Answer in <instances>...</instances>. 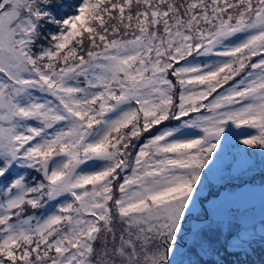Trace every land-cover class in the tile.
Masks as SVG:
<instances>
[{"label": "snow or ice", "instance_id": "obj_1", "mask_svg": "<svg viewBox=\"0 0 264 264\" xmlns=\"http://www.w3.org/2000/svg\"><path fill=\"white\" fill-rule=\"evenodd\" d=\"M257 153L264 0H0V264H264Z\"/></svg>", "mask_w": 264, "mask_h": 264}, {"label": "rangeland", "instance_id": "obj_2", "mask_svg": "<svg viewBox=\"0 0 264 264\" xmlns=\"http://www.w3.org/2000/svg\"><path fill=\"white\" fill-rule=\"evenodd\" d=\"M227 153L229 158L234 153V148L230 145ZM253 162V171L250 173V180L246 189L245 206L250 210L253 222L257 229L260 227V220L264 216V172L261 171L264 167L262 158L257 153L251 157Z\"/></svg>", "mask_w": 264, "mask_h": 264}, {"label": "trees", "instance_id": "obj_3", "mask_svg": "<svg viewBox=\"0 0 264 264\" xmlns=\"http://www.w3.org/2000/svg\"><path fill=\"white\" fill-rule=\"evenodd\" d=\"M253 260L259 261L261 259V253L258 251L256 255L252 257Z\"/></svg>", "mask_w": 264, "mask_h": 264}]
</instances>
